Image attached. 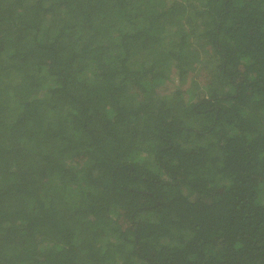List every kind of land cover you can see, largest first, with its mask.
Segmentation results:
<instances>
[{
  "label": "trees",
  "instance_id": "obj_1",
  "mask_svg": "<svg viewBox=\"0 0 264 264\" xmlns=\"http://www.w3.org/2000/svg\"><path fill=\"white\" fill-rule=\"evenodd\" d=\"M0 264H264V0H0Z\"/></svg>",
  "mask_w": 264,
  "mask_h": 264
}]
</instances>
